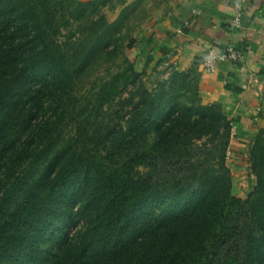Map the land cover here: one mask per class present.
<instances>
[{"label":"trees","instance_id":"obj_1","mask_svg":"<svg viewBox=\"0 0 264 264\" xmlns=\"http://www.w3.org/2000/svg\"><path fill=\"white\" fill-rule=\"evenodd\" d=\"M96 4L0 0V264H264V128L244 199L226 164L232 121L191 70L150 90L134 55L94 101L67 104L63 89L119 40L115 21L85 19ZM89 21L84 49V32L73 50L59 40ZM115 101L110 129L89 108Z\"/></svg>","mask_w":264,"mask_h":264},{"label":"crops","instance_id":"obj_2","mask_svg":"<svg viewBox=\"0 0 264 264\" xmlns=\"http://www.w3.org/2000/svg\"><path fill=\"white\" fill-rule=\"evenodd\" d=\"M169 8L138 31L134 41L137 64L196 72L204 104L219 102L231 119L233 147L240 149L262 126L264 109V0H168ZM237 7L239 25L233 24ZM244 51L240 64L229 61L206 73V46ZM164 68V67H163ZM238 147V148H237Z\"/></svg>","mask_w":264,"mask_h":264},{"label":"rangeland","instance_id":"obj_3","mask_svg":"<svg viewBox=\"0 0 264 264\" xmlns=\"http://www.w3.org/2000/svg\"><path fill=\"white\" fill-rule=\"evenodd\" d=\"M94 3H97V7L92 5L88 8L85 19L90 15V21L95 22L96 20H100L99 17L102 15L107 22L115 21L116 25L114 22V29H110L111 32L108 33V37H119V40L112 43L106 52L102 54L100 52L92 62L85 66L83 74L80 75L70 87L63 89L64 91H67L66 96L69 94L67 97V104H87L90 100L94 101L95 93L99 90L101 83L104 80L111 78L110 76L119 68L125 67L129 61L134 59V41L136 40L138 31L148 23L147 19L163 14L169 8L168 0H94ZM90 21L88 25L81 27L80 31H75L76 35L74 37L73 35L70 36L71 33L69 31L64 30L63 34L65 36L60 37L59 40L63 43L68 42L73 50L78 47V42L80 41H76L74 38H79L80 33L84 32L85 39L79 46L80 50L84 49L87 47L84 45L93 42L91 34L92 25L90 24ZM98 22L101 23V25L105 24L103 23V19ZM66 37H68V39H66ZM121 39L122 44L120 43ZM163 67L156 68V66H154L152 68L149 64L144 65L135 63L136 70L140 72L137 83H142L148 89L153 90L156 85L160 81L166 79L170 75L172 69H174L173 67L169 68V66L166 65H163ZM192 73L193 77H190V81L191 83H196L197 74L196 72ZM131 86L132 85H129V87ZM122 92L126 95L127 89H124ZM190 96L191 93H186L185 96L181 98V101L185 102ZM55 105H57V103ZM119 107L120 105L115 101L111 106L102 110H98L95 107L89 109H92V114L98 117V119L104 118V124L109 123L110 129L113 126L117 129V124L115 126L117 115L114 108ZM257 112H260L262 126L256 130L250 140L245 141V146L240 147V149H236V147L229 148L226 157V164L231 173L232 193L244 199L248 198V195L251 193L257 182V175L250 167L249 157L252 144L256 139V136L259 134L257 132L261 128H264L263 107L261 106L259 109L257 108ZM68 129L69 126H67L64 131H68ZM234 135L233 137H235Z\"/></svg>","mask_w":264,"mask_h":264},{"label":"built area","instance_id":"obj_4","mask_svg":"<svg viewBox=\"0 0 264 264\" xmlns=\"http://www.w3.org/2000/svg\"><path fill=\"white\" fill-rule=\"evenodd\" d=\"M241 9L237 7V14L234 16L233 24L239 25L241 21ZM244 59V51L234 46H228L224 49H218L213 46H206L204 49V57L202 67L204 72L212 73L216 71L218 65L222 62L229 61L240 64Z\"/></svg>","mask_w":264,"mask_h":264}]
</instances>
